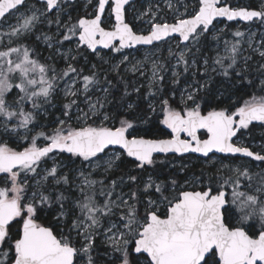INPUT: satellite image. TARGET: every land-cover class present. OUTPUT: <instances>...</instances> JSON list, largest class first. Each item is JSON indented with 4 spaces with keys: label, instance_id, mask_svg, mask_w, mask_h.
Returning <instances> with one entry per match:
<instances>
[{
    "label": "snow or ice",
    "instance_id": "obj_1",
    "mask_svg": "<svg viewBox=\"0 0 264 264\" xmlns=\"http://www.w3.org/2000/svg\"><path fill=\"white\" fill-rule=\"evenodd\" d=\"M40 2L43 11L28 8V0H0V264H100L98 238L107 248L104 264H264V147L253 151L238 142L241 130L254 123L264 126V95H253L234 111L224 107L205 112L199 93L208 80L186 79L179 103H173L175 88L172 98L148 101L153 113L159 104V123L170 138H144L137 125L150 117H141L132 103L126 105L130 116L107 111L109 88L102 85L97 66L84 74L73 63L87 52L108 63L98 51L105 49L122 54L124 64L130 55L125 49L152 46L129 70L143 76L150 63L154 90L148 95L154 99L163 91L158 85L168 70L177 85L182 74L199 72L201 60V76L207 77L210 69L244 80L253 61L251 54L244 55L245 44L264 61V33L257 46V33L251 30L257 22L264 27V0L258 10L232 7L225 0H192L190 13L184 0H167L166 11L156 4V12L150 8L143 13L148 17L146 34L126 22L130 0H86L85 15L75 19L64 14L76 0ZM167 12L173 13L171 21ZM11 18L15 24L9 23ZM112 19L110 29L103 26ZM223 21H243L250 27L247 34L236 30L231 41L223 40L221 54L224 30L217 29ZM44 22L56 26L43 39L65 60L62 70L42 63L24 44ZM210 37L216 43L213 58L204 55ZM173 40L168 56L158 55L161 42L171 45ZM66 46L67 52L61 51ZM256 71L264 92V62ZM103 80L111 84L106 76ZM97 91L105 95L95 96ZM59 92L63 118L46 127L39 117ZM13 139L26 142L22 150L9 146ZM158 154H199L219 166L207 183L203 173L181 182L174 175L155 174L162 163ZM232 157L260 162L259 171L234 165ZM123 158H130L133 168L118 180L110 179ZM65 159L75 167L69 168ZM48 215L49 223H41Z\"/></svg>",
    "mask_w": 264,
    "mask_h": 264
},
{
    "label": "rangeland",
    "instance_id": "obj_2",
    "mask_svg": "<svg viewBox=\"0 0 264 264\" xmlns=\"http://www.w3.org/2000/svg\"><path fill=\"white\" fill-rule=\"evenodd\" d=\"M229 1L230 0H225V2L228 5L230 4ZM251 1L253 3H255L258 6V8L260 6V3L262 2V0H242L240 3L237 2L235 5H232V7H248L250 5ZM85 2H86V0H76V3H75V5L81 6L80 11L82 13V16L85 15V8L83 7ZM166 3H167V0H138L135 3L131 4L130 6H128V11L126 14L128 15L129 21L133 24V26L137 27V30L135 29L134 31H137L138 33H141V34H146L148 31V28H149V24L146 23L148 17L143 16V13L147 12L150 8L153 12H156L157 11V9L155 7L156 4H159L160 8L164 9L166 11ZM184 3L189 5L188 12L190 13L192 11V8H191L192 0H184ZM71 5L72 4L69 3L68 8H67V12L64 14V16L66 17L70 13L71 16L73 17V19H75L78 12L76 9H74L75 7H71ZM244 5H246V6H244ZM230 6H231V4H230ZM177 7H179V5H177ZM28 8L40 9L41 11H43V5L41 3H37L33 0L28 1ZM180 10L182 12L184 11V9L182 7L180 8ZM24 11H27V9H24ZM159 14H163V13H159ZM48 16L51 17L52 14H48ZM172 16H173L172 12H167V16L165 18L168 19L169 21H171ZM9 23L15 24L16 19L11 18L9 20ZM112 23H114L113 19L111 20L110 23L105 24L108 26L106 28L110 29ZM241 25L242 24L235 23L234 27L232 28V32H235L236 30H240V31H243L247 34L250 26L247 24V27L242 28ZM219 29L224 30L222 42L219 46L221 54H222L223 53V40L231 41L233 39V36H232V34H229L227 32V23L226 22L220 23L217 31H219ZM251 30L253 32L257 33L255 40H256V44L258 46L260 34L264 33V27H260L259 23L257 22V24L255 26H251ZM55 31H56V26L54 24L51 27L48 26L47 22L38 24L35 31L31 35H29L27 38L24 39V44L26 46H28L30 49L34 50L36 58H38L42 63L54 64L58 69L62 70L65 67V63H66L65 60L61 59L60 56L54 52V49L48 48L47 43L43 39L45 34L51 36V35H53V33H55ZM38 36L40 37V39H37ZM245 39H247V35L245 36ZM175 43H176V41H174V40L172 41L171 45L162 42L161 47H160V52L158 53V55H162L163 57H167L168 56L167 48L169 46H171L174 49ZM55 47H59V45H55ZM70 47L75 48V45L74 44L70 45ZM244 48H245L244 55L251 54L253 56V58H256L257 67H258L259 62H264V61H261V58L259 57L258 54L251 53L250 50L247 49V44L244 45ZM147 49H149V48H138L136 50L124 51L125 53H130L128 61L125 62L124 64L120 63L122 54H118V53L112 52L110 50L109 51H99L101 56L104 57V60L109 61L108 63H103L100 56H96L95 54H94V58L92 60H89L88 55L86 53L83 56H78L77 60L73 61V63H75V64L78 63V65L81 68H83L84 74H88L89 70L92 68V65H96L97 70L99 71L100 76H101L102 85L105 87H108V88L110 87L109 84H105L104 80H103V77H105V76L107 77L108 73H117V72L121 71L122 74L125 76L136 77L137 80L140 81V88H144L147 90V93L145 95V102L148 104L149 100H154V103H155L156 101H158L160 99L161 96L159 94L154 99L153 97L148 95L150 90H154V88H150V81H149V77L151 76V70H150L151 65H150V63H148L147 65L144 66V68H143L144 75L143 76H141L139 72L133 74L129 70L133 63H137V62L143 61L145 59V56L147 54V52H146ZM67 50H68L67 46L61 49V51H63V52H67ZM87 53H90V52H87ZM105 53H107V55H105ZM216 54H217L216 43L210 37L208 42H207V47L204 51V55L207 57L213 58L216 56ZM197 55L199 56V54H197ZM171 63L174 64L175 61H171ZM240 64H241V66H243V60L240 61ZM116 65H120L118 70L115 69ZM212 66H214V65H211V60H210V67H212ZM180 70L182 72V69H180ZM203 71H204V66H203V61L201 60L200 64H199V72H196L195 76H193L190 73V77H192V79L196 78L201 83H204V81L207 79L208 80L207 87L212 85L213 79L215 77H221V75H218L216 73L211 72L210 69H209V74L207 77L201 76L200 72H203ZM165 76H166L165 82L167 84L171 83V79H172L171 78V70H168L165 73ZM220 85L225 86L226 88L232 87L231 82H229L227 80H223L222 82H219L218 87L214 90L215 95L223 96L224 98H232V97H229L228 94H225V95L223 94V90L221 89V87H219ZM158 86L160 87V85H158ZM185 87H186V84L184 83L182 85V87H180V89H179V96L177 97L178 103H179L180 93ZM206 88H202L201 91H203ZM15 91H17V90L14 89V92ZM109 91H110V88H109ZM10 95H12V94H10ZM104 95L105 94L102 91H97L95 93V96H99V97H103ZM95 96L93 97V99H95ZM172 97H173V94L171 95V98ZM174 98H175V96H174ZM81 99H83V98H81ZM110 101H111L110 95L108 94V103L106 104V108L109 106ZM63 103H64L63 92H59L57 95L54 96L52 104L45 106V107H47L48 111L45 115H41L39 117V123L47 127V126L52 125V123L58 117L63 118L61 116ZM81 106L83 107V105H81ZM156 107H157V111L155 113L151 112L150 119H151V117L152 118L158 117V121H159V119L162 118V114H160V112H159V104L158 103L156 104ZM28 108H30V106ZM37 130H39V129H37ZM263 132L264 131H262L260 133L262 134ZM261 137H262V135H261ZM238 142L244 144L245 146L249 147L250 150H253V151H261L262 147H264V137H262L261 140H259V141L252 142V141H250V135L249 134L243 135V137H241ZM25 143H26L25 141L14 142V139H13V140L9 141V146L14 148L15 150H22ZM38 143H43V141H38ZM229 162H230L229 160H224V163H229ZM232 162H234V165L246 164V166H248L252 171H259V163L260 162H252L250 160H244V159H240L239 161H232ZM64 163L68 164L69 168L75 167V165H72L69 163L68 159H65ZM194 163L195 162L193 160L183 161V162L178 160V161H175L174 163L170 164L169 167H170V169H174V168L180 169L179 174H182V173H184V170L186 168L194 165ZM49 164H51V161H49ZM200 165H202L203 167H206V168H212L214 170L213 171L214 173H215V168L219 166L218 164L213 165V163L209 162L208 160L200 162ZM114 175H115V173H114ZM94 178L102 179L103 177H102V175H94ZM141 178H146V175L141 177ZM192 178H194V177H191L188 179H192ZM110 179H117L118 180L119 177L114 176V178H113L111 175ZM73 195H75V193H73ZM97 240H99L100 243L104 247H106L102 243V238H98ZM105 257L107 260L109 259L107 256H105Z\"/></svg>",
    "mask_w": 264,
    "mask_h": 264
},
{
    "label": "trees",
    "instance_id": "obj_3",
    "mask_svg": "<svg viewBox=\"0 0 264 264\" xmlns=\"http://www.w3.org/2000/svg\"><path fill=\"white\" fill-rule=\"evenodd\" d=\"M241 1L242 0H230L229 3L232 6L235 5L237 2L240 3ZM71 7H75L74 9H76L78 12L76 18L82 16V13L80 11L81 6L72 4ZM247 8L259 9L258 6L252 1ZM127 22H129L133 26V24L129 21L128 15H127ZM234 25L235 23L227 24V32L229 34L233 33L232 28L234 27ZM104 26L108 27L105 24ZM241 27L245 28L247 27V25L242 24ZM133 29L137 30V27L133 26ZM86 54L88 55L89 60H92L94 58V54L92 53H86ZM256 68H257L256 58H253V61L249 62L247 79L241 80L239 77H235V76H233L231 79L225 78L223 76L215 77L213 79L212 85L207 87L203 91H200L199 93V95L203 97V100L201 101L202 110L206 112L208 110H212L213 108L218 110L219 108L229 107L231 108V110L234 111L235 107L241 106L245 100L250 99L253 95H256L257 97H259L260 95H264V92L261 91V87H260V74L256 71ZM107 79L111 81V84H109L110 86L109 95L111 101L109 106L106 108L107 111L113 113L116 116H121V117L130 116L131 113L126 109V105L128 103H132L133 105L136 106V110L138 111L141 117L151 116V111L148 108V104L145 102V95L147 93V90L144 88H140V81L137 80L136 77L125 76L122 74L121 71H119L117 73H108ZM186 79L188 81L193 80L189 74L187 77L182 75L180 78L181 83L177 85H173L172 83L167 84L164 81L163 84L160 85V87L163 88V91L160 94V96H163L164 98H171V95L173 94L171 90L175 88L176 91L174 94L175 98L173 103L174 104L178 103L177 97L179 96V89L185 83ZM223 80H227L232 83L231 88L228 87L226 88L225 86L222 85L219 86L223 90L224 95L228 94L229 97L232 98H224L223 96L215 95L214 90L218 87L219 82H222ZM249 80H251L252 83H249ZM125 88H127V91L130 93L129 95H125ZM135 88L140 89L139 93L134 91ZM29 106L30 105H26L27 108ZM111 123H115L116 126H118V122H111ZM137 128L139 130L140 135H143L144 138H170L169 130L164 128V126L159 123L158 117H153V118L151 117V119L148 120V123H139L137 125ZM263 129L264 126L262 125L260 126L252 125L247 130H241L238 136L241 138L243 137V135L249 134L250 141L256 142L261 140L262 137H264V132L262 134L260 133L264 131ZM64 155L66 156L67 154ZM221 157L223 160H229L227 157H223V156ZM123 159L125 162L120 164V170L113 172L112 174L113 178L114 176L120 177L125 172H128L130 169L133 168V165L129 162L130 158H123ZM158 159L159 161H162V163H158L156 165L155 174L160 175L161 177L174 175L181 182H183L185 178H191V177L195 178L201 176V174L203 173V178L205 180V183H207L208 175L209 174L215 175V173L213 172L214 170L212 168H206L200 165V162L207 161V158H199L195 156H167V157L158 156ZM240 159L251 161V159H245L239 157H232L231 161H239ZM178 160L182 162L193 160L195 163L194 165L186 168L184 170V173L179 174L180 169L178 168L170 169L169 167L170 164ZM51 219H52L51 215L44 216L41 218L40 222L44 224H48ZM96 244H97V251L99 253V256L97 258L100 260V264H104V262L107 260L104 255V253L107 251V248L104 247L99 240L96 241Z\"/></svg>",
    "mask_w": 264,
    "mask_h": 264
},
{
    "label": "water",
    "instance_id": "obj_4",
    "mask_svg": "<svg viewBox=\"0 0 264 264\" xmlns=\"http://www.w3.org/2000/svg\"><path fill=\"white\" fill-rule=\"evenodd\" d=\"M29 1V0H28ZM37 3H41L40 0H33ZM137 0H130V4L136 2ZM128 7V6H126ZM258 10V9H257ZM51 14V13H49ZM114 21V19H113ZM126 22H127V15H126ZM223 22H226L228 24H233V23H239V24H246L245 22L243 21H240V22H237V21H233V22H227V21H223ZM247 25V24H246ZM162 43V42H161ZM152 46H143V45H140V46H137L136 48H133V49H125L124 51H130V50H136L138 48H151ZM98 51H109V50H105V49H98ZM91 53V52H90ZM93 54V53H92ZM253 125H258L260 126L258 123H254ZM252 126V125H250ZM203 134V133H201ZM239 134V133H238ZM235 139V138H234ZM218 156H223V154H217ZM158 156H164L163 154H158ZM168 156H179V155H176V154H169ZM184 156H195V157H199V158H204V157H201L199 156V154H185ZM239 158H245V159H250V158H246V157H239Z\"/></svg>",
    "mask_w": 264,
    "mask_h": 264
},
{
    "label": "flooded vegetation",
    "instance_id": "obj_5",
    "mask_svg": "<svg viewBox=\"0 0 264 264\" xmlns=\"http://www.w3.org/2000/svg\"><path fill=\"white\" fill-rule=\"evenodd\" d=\"M201 135H203V134H201Z\"/></svg>",
    "mask_w": 264,
    "mask_h": 264
},
{
    "label": "bare ground",
    "instance_id": "obj_6",
    "mask_svg": "<svg viewBox=\"0 0 264 264\" xmlns=\"http://www.w3.org/2000/svg\"><path fill=\"white\" fill-rule=\"evenodd\" d=\"M228 24V23H227Z\"/></svg>",
    "mask_w": 264,
    "mask_h": 264
}]
</instances>
